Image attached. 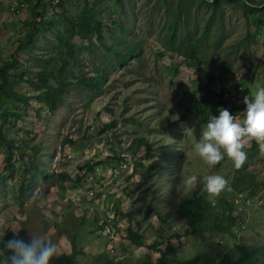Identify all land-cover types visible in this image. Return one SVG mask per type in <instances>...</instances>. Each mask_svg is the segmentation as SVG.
<instances>
[{"label": "rangeland", "instance_id": "rangeland-1", "mask_svg": "<svg viewBox=\"0 0 264 264\" xmlns=\"http://www.w3.org/2000/svg\"><path fill=\"white\" fill-rule=\"evenodd\" d=\"M52 2L74 17L83 5V0ZM254 2L257 9L247 12L240 2L223 1L214 9L201 0H104L99 16L110 29L103 30L105 46L92 40L93 46L80 51L66 78L94 75L96 68L107 65L103 56H111L108 48L116 42L121 54L135 45L140 50L126 63L106 70L96 98L91 101L89 89L74 82L53 112L35 98L28 105L0 99V112H6L9 121L2 134L14 144L27 145L22 160L15 149L7 159V149L0 147V229L21 228L19 237L25 241L30 235L43 234L57 242L60 254L51 264H59L63 255L71 253L72 241L81 250L77 264L100 260L157 264L159 254L152 247L156 244L164 250L167 242L179 261L196 257L200 264H227L226 256L236 247L264 245V155L255 142L246 145V163L251 161L244 167L255 176L251 197L263 203L250 206L246 214L232 208L236 221L246 223L245 230L238 232L236 223L234 238L215 231L194 232L181 208L182 198L202 187L185 189L181 183L185 176L219 173L231 187L235 169L230 160L225 158L210 169L194 151L204 126L194 106L208 84L213 91L228 90L232 95L226 108L243 105L231 112L242 116L243 97L264 86V0ZM37 4L38 0H0V64L17 56L20 63L10 74L29 66L28 75L14 86L28 96L37 94L28 78L35 80V72L51 57L50 67L59 65L53 49L55 34L49 30L18 49L38 18L31 9ZM58 5H46L45 21L56 22L54 31L60 21L55 15L61 11ZM189 40L198 42L196 53L204 65L196 67L178 54ZM74 43L80 40L75 38ZM114 62L111 56L110 64ZM209 75L214 77L212 83ZM109 122L113 125L101 131ZM139 137L148 145L135 144L130 149ZM86 163L96 167L86 170ZM52 172V177L45 176ZM231 193L208 198L215 224L222 227L226 213L219 203ZM130 211L131 218L127 216ZM113 216L118 223L115 240H110L100 230ZM129 233L143 236V246L132 244ZM13 235L9 229L5 239ZM248 264H264V253Z\"/></svg>", "mask_w": 264, "mask_h": 264}, {"label": "trees", "instance_id": "trees-1", "mask_svg": "<svg viewBox=\"0 0 264 264\" xmlns=\"http://www.w3.org/2000/svg\"><path fill=\"white\" fill-rule=\"evenodd\" d=\"M53 0H45L44 2L38 0V4L32 7V15L37 16V20L31 24L30 31L27 36V39L22 40L20 42V46L18 49H24L26 46L30 45L31 42L39 36L44 30H49L51 34H55L56 43L53 45V49L57 52L59 57V65L57 67H50L53 64V58L48 59V62L45 66L37 70L34 74L36 79L33 80V76L28 78V81L31 86L34 87V90L37 94L34 96H28L22 93L17 92L14 89L16 82L25 78L30 72L29 66L26 65L25 70L22 72H16L14 74H10L12 69L17 68V65L20 63L19 59L16 58L11 62H7L5 64H0V99L5 98L10 100L11 102L17 103L22 102L25 105L29 104V101L32 98H35L38 102L43 103L47 109L51 112L55 111L58 106L63 101V93L66 88L72 83L76 82L79 85L85 86L89 89L91 93L90 100L92 101L94 98L98 96L102 89L103 82L105 80V72L109 67L115 66L117 64H124L128 61L130 57L136 55L140 50V45H135L133 48L128 49L124 54H121L118 51V43H114L108 50L111 53V56H114L115 62L110 64V55H104L103 58L108 62L106 66L99 69L96 68V73L91 76L79 75L72 78L73 80H69L66 78L68 72L71 70L72 65L78 59V54L81 50H87L88 48L93 46L92 40H96L101 46H105L104 42V27L105 26L103 19L99 16L100 10L104 7V0H83V5L81 7L80 13L74 17L67 15L65 13L64 8L61 7V4L58 5L61 11L56 12V17L60 20L58 22V30L54 31L52 29L53 20L45 21L46 19V9L49 6L54 7L55 5L52 2ZM91 1V2H90ZM119 2L121 0H118ZM190 1V0H187ZM205 4L212 6L214 9H219L221 2H230L236 3L240 2L243 8L247 12H253L257 8L254 7V0H201ZM42 3L44 6H39ZM41 7V10H36ZM55 8V7H54ZM113 22V21H112ZM108 30L109 27H107ZM78 38L80 43L76 45L74 43V39ZM83 41H87V45L83 43ZM123 43V41H122ZM197 41L189 40L185 41L187 46H184L182 50H178V54L183 58L190 59L191 62H194L196 67L205 64L202 58L198 57L196 53ZM171 46V40L168 42ZM127 42H125V46ZM35 56V55H34ZM36 57V56H35ZM175 72V71H174ZM208 80L210 83L213 82V75L208 76ZM204 94L198 100L197 104L194 106V110L197 114V118L199 123L205 125L208 118L219 115V108H225L231 112H235V109H242L243 105L238 106L237 104L231 109L226 108L225 104L229 101V97L226 96V90L220 89L218 91H213L208 84L203 86ZM244 98V97H243ZM245 109V108H244ZM12 116H19L18 112H12ZM2 116V120L0 121V147L7 149V159H9V155L13 149L16 150L20 159H23V155L25 153V148L27 145L14 144L13 140H7L6 136L2 134V127L9 124L8 116L6 112H0ZM113 125V122H109L104 124L101 128V131H105L109 129ZM12 126V125H11ZM132 146L135 144L148 145V141L143 138H134ZM254 143V142H253ZM118 159L123 160L120 156H116ZM251 161V160H250ZM250 161L246 164H249ZM245 164V165H246ZM8 165V160H7ZM10 166V165H9ZM86 170L93 171L96 164H85ZM54 172L48 174L45 173L46 177H52ZM61 180H63V176L59 175ZM255 176L249 172H247L246 168L243 166L240 170H233L231 175V191L232 195L241 193L248 197H251L255 193L256 183L254 182ZM24 188H20L22 190ZM248 190V191H246ZM232 197V196H231ZM231 197L227 199L225 196H222L220 205L223 207L225 214H222V217L226 219V225L221 226L215 224L214 221V207L211 205V201H209L207 195L201 191V189L197 188L191 192L190 196H185L181 200V208L182 212L188 216V225L190 229L194 232H208L215 231L217 233H221L223 235L227 234L229 237L234 238L233 226L237 223L236 218L233 217V205L231 203ZM127 216L131 218L133 213L130 211L127 213ZM117 218V217H116ZM117 219H114V227L116 226ZM244 228L246 229V223L240 221ZM136 224L140 225L139 222ZM116 230V229H115ZM243 230H238L243 231ZM21 239H24L20 236ZM108 238V237H107ZM129 238L132 244L136 247H142L144 244V238L137 233H129ZM72 239L74 240L73 236ZM72 251L68 255H63L61 259L57 262L59 264H77L76 260L79 255H81V250L77 249L74 241L71 242ZM153 251L159 254L157 259V264H200L198 262V258H192L185 261H179L174 258V251L170 244L167 242V245L164 250L158 249V245H153ZM264 253V245L262 246H238L235 249L231 250L230 253L226 256L227 264H248L250 263L256 255H260ZM231 258H234L233 261L229 262ZM0 264H2V258H0ZM97 264H110L103 260L97 261Z\"/></svg>", "mask_w": 264, "mask_h": 264}, {"label": "clouds", "instance_id": "clouds-1", "mask_svg": "<svg viewBox=\"0 0 264 264\" xmlns=\"http://www.w3.org/2000/svg\"><path fill=\"white\" fill-rule=\"evenodd\" d=\"M245 110L241 115H233L225 108H219V115H211L202 127V138L194 145L197 156L210 169L215 168L225 158L230 160L235 170H240L248 160L246 145L255 142L264 155V86L243 98ZM189 132L194 130L188 129ZM185 189L201 191L212 200L225 191H231L228 179L219 173H209L198 177L185 176ZM13 238L5 239L7 230ZM21 228L0 229V258L2 264H51L59 256V245L43 234L30 235L25 241L19 237Z\"/></svg>", "mask_w": 264, "mask_h": 264}, {"label": "built area", "instance_id": "built-area-1", "mask_svg": "<svg viewBox=\"0 0 264 264\" xmlns=\"http://www.w3.org/2000/svg\"><path fill=\"white\" fill-rule=\"evenodd\" d=\"M238 89L241 90L240 87ZM231 95L232 94H229L228 90H226V96L229 97V99H230ZM232 99H234V98H232ZM255 199H253L252 197H248V196L241 194V193L234 194L231 197V203L233 205V210H235L237 213L246 214L247 211L249 210L250 206H253L254 204H257V206H259L261 203H263V199H261V200L258 198H255ZM253 200H255V203ZM114 219H118V218L113 216L112 218L106 219L104 221V227L100 230V232H102L104 235H106L105 237H108V239H110V240H112V239L115 240V236H116L115 229H116L118 221L116 222V226L114 227V225H113ZM239 222L240 221L238 220L237 221V227L239 230H243L244 226Z\"/></svg>", "mask_w": 264, "mask_h": 264}]
</instances>
